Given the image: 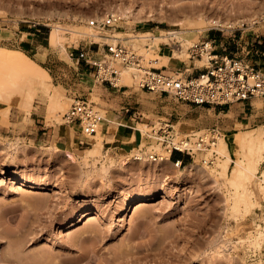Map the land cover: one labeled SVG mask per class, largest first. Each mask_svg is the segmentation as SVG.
Here are the masks:
<instances>
[{"label": "rangeland", "instance_id": "374dc122", "mask_svg": "<svg viewBox=\"0 0 264 264\" xmlns=\"http://www.w3.org/2000/svg\"><path fill=\"white\" fill-rule=\"evenodd\" d=\"M123 6L132 8L135 18L126 17L119 8ZM263 8L264 0H0V48L26 52L49 72L54 88L70 98L59 112L49 109L42 92L27 108L17 96L6 93L0 98L2 116L11 107L26 114L12 130H0L1 264H48L46 258L63 264L67 258L78 260L86 248L98 258L130 250L141 258H125L123 264H264V189L258 188L264 160L254 180L247 182L258 202L250 209L236 201L235 186L215 175L224 163L216 147L219 157L213 165L203 163L204 154L186 156L180 168L171 159L133 158L141 147L167 155L161 144L144 137L157 122L173 125L176 136L219 127L229 144L238 131H264V96L250 99L252 104L247 101V123L227 131L220 120L227 122L228 111L217 116L172 93L140 88L139 78L129 70H121L116 86L98 81V67L77 58L84 49L104 61L109 58L104 43L116 37L147 59L146 47L157 37L161 58L147 63L164 73L203 66L204 61L190 57V47L208 40L219 54L264 68V23L253 24ZM109 13L122 20L115 27L98 28ZM55 26L60 27V39L52 43ZM75 97L94 106L103 137H85L77 123H67L65 115ZM240 102L230 104L233 110ZM33 111L43 115L39 128L31 124ZM133 112L139 113L130 119ZM106 116L113 121H107L110 133L131 131L126 150L110 147L113 137L105 131ZM95 146L100 153L91 154ZM231 150L234 160L233 145ZM192 162L190 170L184 168ZM102 164H110L108 171L101 170ZM234 164L229 165L230 177ZM143 197V205L123 211L127 201ZM93 228L96 239L90 236Z\"/></svg>", "mask_w": 264, "mask_h": 264}, {"label": "built area", "instance_id": "2783aa9c", "mask_svg": "<svg viewBox=\"0 0 264 264\" xmlns=\"http://www.w3.org/2000/svg\"><path fill=\"white\" fill-rule=\"evenodd\" d=\"M121 20L122 17L117 13H109L101 20L98 28L115 27ZM257 23H264V8L253 22ZM212 44L213 41L208 40L196 42L190 47V57L204 61L203 66H187L184 71L174 73H164L161 68L149 65L148 60L137 49L125 45L116 37L110 43H104L108 50L105 58L109 57L104 61L98 60L90 50L84 49L77 58L98 67V81H109L116 86L115 78L122 73L121 70H129L139 78L140 88L153 92H169L185 102L198 105H226L264 96V68H259L252 62L237 60L228 54H219ZM103 66L106 70L101 73ZM197 68L200 72L195 74ZM65 117L68 124L77 123L85 137L96 133L101 119L90 101L78 97L73 99ZM136 128L133 126V129ZM221 136L220 128L214 126L176 136L173 125L167 122L152 124L144 134L146 141L161 144L166 153H170V159L178 168L185 165L186 156L194 159L202 154L203 163L213 165L219 157V152L214 147ZM208 151L212 152L211 156H207ZM175 153H181L185 157H176ZM133 158L157 162L164 160L166 156L156 150L146 151L141 147L133 153Z\"/></svg>", "mask_w": 264, "mask_h": 264}, {"label": "bare ground", "instance_id": "6f19581e", "mask_svg": "<svg viewBox=\"0 0 264 264\" xmlns=\"http://www.w3.org/2000/svg\"><path fill=\"white\" fill-rule=\"evenodd\" d=\"M123 7H119V8L120 9L122 8L121 12L126 17L135 18L136 13L133 11L132 8L128 6L127 7L123 6ZM213 22L220 23L221 21L214 19ZM227 23L231 26L233 25V23H231L230 21ZM59 30H60L59 26H55L54 29H52L50 33V40L52 43L59 41L60 39V34L58 32ZM178 32L179 31L176 30H169L168 34H177ZM146 51L150 56L149 58H147V60L150 63L151 62L157 63L160 60L161 58L160 42L157 37L154 38L153 44L150 47H146ZM146 57H148V55ZM155 66H157V64ZM104 67L105 66H103L102 69ZM103 72L104 71L102 70L101 73ZM118 77L115 78V80L119 81L120 78ZM115 84L118 85L116 81ZM39 92H42L44 95L48 96L47 104L52 112H59L62 108L67 107L66 105L68 104V101H70L69 100L70 98L66 96H62L61 92L56 88H54L52 82L50 81L49 72L43 66H41L37 61H35L32 57H30L26 52L22 50L8 49L5 47L0 48V98L3 96L2 94L6 95V93L8 94L7 96L9 97L17 96L19 105L23 108H27L28 106L27 107L25 106L30 105V103L35 99V96L38 95ZM101 111H103V109ZM233 114H234V110H230L228 113H226V115L229 116ZM102 117L104 116L102 115ZM97 128H98V134L97 135L93 134L92 136L103 137V135L101 134V132L103 133V124L99 123ZM224 136L220 137V139L218 140L215 146L216 149H218L219 152H222V154L224 155V163L221 165L222 171H220L219 174L215 173V175L220 177L222 180L229 182L231 186H235L236 187L235 189H237L236 192L234 193V195L236 196L235 197L236 201L237 202L240 201L247 204V206L251 209L255 207V204L258 202L256 200L254 201L253 199L254 190H251L252 188L248 187L247 182H251L254 180V178L257 176V173H259V167L264 160V131L261 128H256L247 131H243V130L238 131L236 132L233 139L230 141L231 144H229V141L226 138L224 139ZM156 145H159V143H156ZM232 145L235 150L234 160L231 157ZM100 150H101L100 147L95 146L91 150V154L100 153ZM89 156L90 155L84 156L85 157L84 160L87 161V159H89L88 158ZM164 159L171 161L169 152H167L166 158ZM231 161H234L235 164L233 166L232 176L230 177L228 175V169H229V165L231 164ZM108 165L102 164V166H100L102 168L101 170L105 172L108 171L109 169ZM192 166H193V162L190 163L189 165H186L184 168L190 170ZM24 181L26 183L29 182L28 179ZM25 182H23L22 184L26 185ZM223 183L225 184V182ZM258 188H260L259 190L264 189V170H263V181L260 182ZM167 196L168 194L165 193L164 197ZM82 199L83 200L81 201L86 200L85 197ZM146 199L147 198L143 197L141 199L127 201L123 211H127L129 208H132L134 204H138V206L143 205L144 204L143 202L146 201ZM96 215L98 216L102 215L101 210H96ZM91 233L92 234L90 236L96 239L98 235L97 228H93L91 230ZM81 238H86V236L84 237L82 236ZM261 239H263V237ZM76 242L78 241L74 240L73 243L75 244ZM93 247H94V243H93ZM86 249H85L86 251L83 252L80 257H78V260L68 261L69 259L72 258H67L63 264H81V263L83 264L84 261H85L84 264H94L96 260L99 261L98 263L96 262L97 264H123L125 262V258L126 259L131 258V260L133 258L136 260L141 259L138 256L136 257V253L132 250L121 254L116 253L114 256H110V257H106L102 255L98 258L96 251L94 250L90 251L88 248ZM45 262H48V264L50 263L62 264L61 261H57L55 258L54 259L46 258Z\"/></svg>", "mask_w": 264, "mask_h": 264}, {"label": "crops", "instance_id": "0c3cea01", "mask_svg": "<svg viewBox=\"0 0 264 264\" xmlns=\"http://www.w3.org/2000/svg\"><path fill=\"white\" fill-rule=\"evenodd\" d=\"M247 101H250L252 104V100H243L240 102V104L237 107H234V108H236V109H234V114L229 116L227 122H225V120H223V119L220 120L222 122V124L224 126H226L227 131L237 129L239 126H242L243 124L247 123V121H244L247 118V111H246V108H247L246 102ZM237 102H239V101H237ZM241 103L243 104V106ZM190 105H191V107L193 106V104H190ZM227 105H229V106H227ZM203 106L205 109L214 110V113H216V114L218 112L217 116H220L222 113H224L226 111L229 112L230 110H233V106L230 104H226V105L205 104ZM1 108H4V105L0 104V110H1ZM2 113H4V112H2ZM137 113H139V112H133V114L130 116V119H133V117H134L133 115H136ZM4 114H5V116H2L0 114V130L1 131L12 130L11 126L13 124L22 122L24 120V118H26V114L16 107H11L10 111L8 113H4ZM41 118H43V115L38 113L37 111H33L30 114V119L32 121L31 124L35 125L38 128L40 126H38L37 122H40ZM103 120H104L105 129H106L105 131L107 132V134H109L108 136L113 137V138H111L112 139L111 142L105 141V143L108 144L110 142L111 143L110 147L112 149L126 150L125 144H131L132 143L129 141L132 138V133H130L131 131L126 130V129H122V131L119 132L118 131L119 128H118L117 130L110 133L112 130L110 129V125L107 124V121H110V122H113V121L110 120L107 116ZM33 125H32V128L35 129V126H33ZM122 125L124 126L125 124H122ZM46 127H47V125H46ZM46 127H41L42 128L41 130L45 129ZM43 133H46V132H43ZM175 156L176 157H185L181 153H175Z\"/></svg>", "mask_w": 264, "mask_h": 264}]
</instances>
